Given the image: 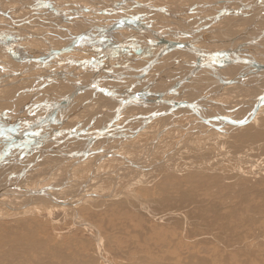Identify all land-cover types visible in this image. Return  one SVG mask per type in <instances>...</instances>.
I'll use <instances>...</instances> for the list:
<instances>
[{"label": "rangeland", "instance_id": "obj_1", "mask_svg": "<svg viewBox=\"0 0 264 264\" xmlns=\"http://www.w3.org/2000/svg\"><path fill=\"white\" fill-rule=\"evenodd\" d=\"M25 1H27V2H25ZM48 1H50L53 4V6L55 5L54 8L58 11V13H60L62 15V17L58 16L55 13V11H53V9L50 8L51 6L46 5V3H43L40 0H24V3H28L29 6H24L23 3L19 2V0L17 2H13V0L12 1L11 0L10 1L4 0L2 2L0 0V8H1V10H0V22L4 23V24L2 23L4 26L0 25V42H1V44H0V62L3 61L2 64L4 66L6 64L8 65V63H10L13 68H15L14 66H16V65L18 66L17 68H20L22 66L21 63L14 62V61H16L14 59V55H16V54L12 53L10 50H8V48H7L8 45L11 48L14 46V49H16L18 52L24 51L22 54L23 56L28 57L30 55L31 57H34V56L40 55L42 53H47L49 51V49L50 50L55 49L56 47H60L61 45L64 47L65 44L67 45L68 42L74 38V36H77L78 34L82 33L84 31V29L86 30L87 28L90 27V25H88L87 22H90V23L96 22V23H94L95 26L96 25H102L104 23L105 24L113 23L114 21L117 24V21L121 22L122 20L124 21V20L132 19L135 17V19L140 18L139 20L142 22L141 24H143L144 26H148L150 23L151 27H153L157 30H160V31L163 30L162 32H175L176 30H179L180 27H183V26L186 27V25H187V27H189V26L193 27L195 25L205 26V25L212 24L213 27L220 26V29L223 30L222 32L225 31L226 33L229 34V35L226 33L221 34L222 32L218 33V34H221V35H217V36H219L217 38L219 40L221 39L220 44L213 43L210 41L207 42V39L210 40V38H212L213 36H209V37L207 36L208 38L206 40L205 39L202 40L203 47L214 50L217 47H225L227 44H228L227 46L229 47L230 42L226 41L227 39L224 37L228 36V38H229V36H230V38H231V36H232L234 38V37L238 36L241 33V31L243 30V28L247 26V22H248V18H249L247 16H243L245 19L243 17L237 18V17H235L234 14H233L234 16L230 15V16L218 18L219 14L221 13V9L224 6V4L219 3V2L222 3V1H219L218 3L212 2V6L216 10V12H214L211 15H210V13L212 12V10H211V12H209L210 9L206 10V9H204V7L202 8L203 4H201V2H199V1L196 3V2H191V1H187V0H186L187 2H184L185 0H139V1H141V3L143 1L142 6H139L136 3L133 4V2L129 0L128 2H126V4L130 3L132 5V7L126 6L125 4H123V5H125L126 8H121L122 3H119V0H115V1L114 0H112V1L111 0H109V1L108 0H105V1L104 0H80L79 2H78V0H77V2H76V0H74V1L73 0L72 1L71 0H48ZM203 1H208V0H203ZM250 1L251 0H249L248 2H250ZM254 1L252 0L251 2H254ZM258 1L259 0H257V3H258ZM32 2L35 4H33ZM110 2H111V4H110ZM100 3H102V5ZM144 3H146V4H144ZM36 4H38V5H36ZM143 4L146 6H144ZM149 4H152V5H149ZM93 5H94V7L96 5V9H94ZM194 5L197 7L195 8ZM242 6L238 9H241L242 11L244 10L245 13L251 9V7L244 8ZM14 8H17L18 10L15 11ZM105 8H107V9H105ZM108 8H110V9H108ZM118 8H120V9H118ZM156 8H158V9L164 8L165 11L167 10L168 13L170 12L171 15H168L161 10H159V11H161V12H159L158 9L156 10ZM123 9L127 13L124 12ZM246 9H247V11H246ZM254 9H255L254 12L258 11V13L256 15H258L262 12L261 8H254ZM25 10H27V11H25ZM118 10L119 11L121 10L120 11L121 13ZM170 10H172V11H170ZM143 11L145 14L143 13ZM187 11H188V13L191 11L192 12H191V14L190 13L187 14V13H185ZM195 12L196 13L201 12V13L205 14L206 16H202V18L199 20V19H197V17H196L197 15ZM229 12H231V11H229ZM78 13H80V15ZM110 13L112 15L114 13L115 14H114V16H112ZM172 13H174L175 16ZM177 13H179V15L181 17L182 16L186 17L187 15L194 16V14H195V16H194L195 18L193 19V21H191V23H183L182 18H180V16L176 15ZM129 14H131V15H129ZM9 16L12 18L10 19ZM71 16H73V17H71ZM76 17H78V18H76ZM64 19L66 20V22L63 21ZM160 19H163V20H160ZM234 19H235V21H233ZM241 19H243L244 21L242 20L243 21L242 22ZM73 21H75V22H73ZM194 21H195V24L193 25L192 23H194ZM126 24L120 26L122 28L119 27L120 29H122V32L120 31V29H117V32H121V33H117V34H112V32H109V31H106L103 29L95 30L93 33L94 37H92V39L86 38L87 41H86V39L85 40L82 39V40H84L83 44L78 45L80 50L71 52V54H73V57H71L73 59V61H67V59L63 60V61L59 60V57L60 58H61V56L63 57V54H61L57 57L58 60L61 61V63L62 62L65 63V65L70 63L72 66H74V67L76 66L75 68H77V70L81 69V67L85 68L86 70H88V73H83V74L84 75L87 74L89 76V78H85V80L83 82L89 80L92 77V75H93L92 73L94 72V70H96V72H94V74L98 75L97 71L100 70L99 67L101 66V65H99V62L104 63V59H105V57L103 56L104 53H109L110 51L111 52L109 54H112V52L113 53L114 52L123 53V54L126 52H129V51L135 52V51H131V49L134 45L137 47V50H139V51L142 50V48H140L142 45L141 43L134 42L133 40H129V39L124 40L123 36H128V35L133 36L136 34V31H138L136 28V24L133 21H129V23L127 25ZM130 24L133 25V28L135 29V31H132L133 28H132V25H130ZM230 24H232V25H230ZM262 24H263V29H264V23H262ZM174 25H176V26H174ZM177 25H178V27H177ZM130 28H131V30H128V31H130V33H132L133 35L130 34L126 30V29H130ZM175 28H176V30H175ZM260 28L261 27H259V29ZM167 29H169V31ZM98 31L99 32L101 31V32L99 33ZM180 31L181 30L176 31V32H180ZM101 33H104V34L101 35ZM107 33H108V35H107ZM253 34L255 35V32ZM3 35L5 37H3ZM150 35H153V34H150ZM257 35H258V38L264 39V35L258 34V32L256 33V36ZM187 36H189V35L183 34V36H180L179 39H181V38L186 39ZM150 38H152V37H150ZM169 38L171 39L172 37H169ZM50 39H52V41H50ZM223 39L226 41L225 42L226 44L223 42ZM38 40H41V44H44V42H46V41H50L51 44L50 45L45 44V45H41V47H37L36 44L38 43ZM127 41H129V42H127ZM84 43H86V44H84ZM96 43H98V44H96ZM124 43H125V45H124ZM143 43H145V42H143ZM108 45H110V46L108 47ZM50 46H52V47H50ZM81 46L83 48H81ZM3 48H5V49H3ZM107 48L108 49L110 48V50H108ZM244 48L246 49V51H247V49H249L248 47H244ZM153 49H155V47H152V50L150 49L147 52H150V51L153 52ZM84 51H86V52H84ZM28 53H29V55H28ZM34 53H35V55H34ZM260 53L264 54V49L262 52H261V50H259V54ZM10 54H11V56H10ZM154 54H156V53H153L152 55H154ZM259 54L258 53H254V54L253 53L252 54L245 53V55H249L251 57H254L255 60H260L259 62L264 64V58L263 59L260 58ZM152 55L146 56L145 57L146 61L151 60L153 58ZM189 56H193V55L190 54ZM241 57L245 58V56H241ZM71 58H69L68 60H70ZM193 59H196V58H193ZM111 60H115V59H111ZM93 61H97V63H93ZM86 62H87V65H86ZM62 64H60L58 66L60 67ZM122 64L128 65L124 62ZM0 65H1V63H0ZM96 65H98V67ZM180 65L181 64H179V65L175 64L176 68L179 66V69L176 70L177 73H180L183 70V65H187V64L185 63V64H182L181 66ZM239 65L252 66L251 63H244V64H239ZM58 66L56 68H58ZM172 66H170L171 70L176 69ZM157 67L156 66L153 67V69L151 70L148 77L154 76L153 74L159 73V70H160L159 65ZM56 68H54V69L56 70ZM117 68L123 69V66H119ZM156 69H158V70H156ZM67 71L69 72V75H67V74H63V75L66 76L67 79H69V77H70V80H73V82H75V80L73 78L74 75L71 76L72 74L70 73L72 71V69L67 68ZM142 73L140 72L139 75H141ZM245 75L249 76L250 78L253 77L251 74H245ZM198 77L196 76V78H194L195 79L194 83L191 81H188V82H186V84H184V86H186V87H184V88L182 87V89H184V90L186 88H189V87H190L189 89H191V92H188L189 95L188 94L186 95V97H187L186 100L196 101L198 99L196 97H198V95H199V97H200L199 99L201 102L203 97H206V98H208V100L206 102H214L213 104L211 103L212 108H213V109L212 108L211 109L213 110V113H216V111H215V109H216L217 113L225 115V116L228 115L229 117L232 116L231 118L234 120H238L239 118H244L248 115V113H250V110L252 109L254 103L256 102V101H254L253 98H255L258 95V94H256L257 92H255L254 90L252 91V89H249L248 87L242 86L240 84L224 85L225 86L224 87L222 85V83L220 82L221 80L219 81V78L213 79L214 76L212 77L209 75H207V76L201 75L199 78ZM203 77L204 78L207 77V78L204 79ZM258 78H259L258 80L260 82L264 79L263 76L258 77ZM200 79H201V82H200ZM203 80H205L206 83ZM212 80H213V82H212ZM215 80H216V82H215ZM58 81L59 80H55V82L51 81V83L46 82L48 84L45 85L46 83L42 84L43 80H41V81L39 80L38 86L45 85L42 87L43 88L46 87V92L48 94L44 93V96L47 97V95H48L50 97V99H54L57 95H59V93L62 90L66 89L68 91L69 89H72L71 87L73 86V85H69L66 83L64 84V83H61ZM217 81H219V82H217ZM0 82H1V80H0ZM58 83H60V84H58ZM215 83H217V84H215ZM19 84H13L14 88L11 90L13 94H11L10 92H8L7 94H4V91L0 92V110L1 109L7 110L9 104L12 103L13 97L16 94L17 95L23 94L25 97L28 95L27 98H25V99L21 98L20 100H18V102H15L18 105L17 106L18 112L14 110L15 108H13L12 111L14 110V113L8 115V117H12V116L14 117L13 120L11 119V121H14V122L11 123V125H9L10 128L18 125L19 121L22 120L23 118L25 119V118L29 117L30 115H32L33 110H34L35 116H37L36 117L37 119H39V118L42 119V117L44 115H45L44 117H46L50 112V110L46 106L48 103L50 104L49 101L45 102V104H44L42 102L43 101L42 95H41V97L39 96L37 98L35 96L36 99L32 100V97L34 95L29 96L31 89H29L28 85L26 83H23V82L19 83ZM71 84H72V82H71ZM191 84H192V86H190ZM169 85L170 84L165 83V84H162V87H160L161 85L158 86L160 89L158 87H156V89L161 90L162 88H164V86L169 87ZM218 85H219V87H217ZM15 86H17V87H15ZM25 86H27V87H25ZM52 86L56 87L57 89L54 87L52 88ZM5 88H3V90ZM262 88H264V87H262ZM60 89H61V91H59ZM0 90H2V87H0ZM251 92L256 94V96ZM28 98H30V100ZM74 98H76V99H74ZM74 98H73V102L75 100V102H77L78 104H80V102H82V100H84V97L81 96L80 94L74 96ZM178 98H183V97L180 95V96H178ZM21 100H25V101H21ZM98 100L99 99H91V100L87 101L86 102L87 107L86 106L83 107L81 114L79 111L80 109H78L77 111H75L76 114L74 113V115L73 114L71 115L72 109L74 108V106H76L75 104H72L70 111H68L70 113V114L68 113V115H70V116H68L67 119L69 120L72 117H74V118L79 117V116L80 117L77 119V123H76L77 126L76 125L73 126L70 124L67 125V123L65 121L64 122L65 127H67V128L77 127L78 129H81V128L83 129L84 127H88V126H84V125H86V124L90 125V123L94 124L95 121L98 122L97 120H99L98 124H100L102 115L105 114L106 109L102 106L101 102H98ZM10 101H11V103H7ZM34 102H42V103L37 105ZM56 102H58L57 103L58 109H60L61 106L64 105V100L62 98H59V100H57ZM22 103H23V105H22ZM4 105L6 107H4ZM97 105H98V108H96ZM206 105H208V104H206ZM213 105L214 106L216 105V106L213 107ZM114 106H117V105H114ZM11 108L12 107L10 106V109ZM163 108H164V106H163ZM139 110L143 113L148 112V110H141V109H138L135 112L137 113V112H139ZM129 111H131V110H128V112ZM179 111H175V112H179ZM219 111H221V112H219ZM126 113L127 112H124L123 116H125ZM112 114L113 115H111V116L115 115V113H112ZM148 114H149V112H148ZM173 116H176V115L175 114H170L168 116L163 115V117H160L158 119H154L153 122L150 120L151 123L147 124V126H146L147 128H145L144 130L142 129L141 130L142 133H140L139 135H136V136L129 134V131H123L122 129L125 127V125H131L133 122L134 123L131 126L136 127L138 125H141L142 124L141 119H139V120L131 119L130 120V117H133V116H125L124 119H122L123 118L122 117L119 120H115L114 123H112V124L114 126H119L120 129L121 128L122 129L121 130L115 129V130L111 131L110 136H108L109 134H106L107 136H105L103 138V140H105V141H102L101 143H100V141H96L98 148H96L95 146L92 147V150L98 149L96 151V153L93 152L92 153L93 155L90 154V155H92L90 157H84L82 159L78 158V163L76 161L77 157H74V158L68 157L69 158L68 159L64 155H60V154L58 157L57 156L58 153L56 151H53V150H48L44 154H41V152L44 150H42V148H41L40 150L36 151L37 146L35 147V145H37V143L35 144L34 142H29L28 146L31 145L32 147H31V149H29L28 152H26V150L24 152L22 150H19L18 148L15 149L14 150L15 152L13 151V153H12L13 157H20L22 154H25V153L28 154V156L21 161H20V159H18V161H20V162L17 164L12 163V164H14L13 166H12V164H10V165L3 166L0 168V173H3L5 169L6 170L8 168L12 169V170H10V171H12V173L9 171V174L11 176L14 175L11 177L12 183L14 182V180H13L14 178L16 181L21 180V179L24 181L26 178H28V181L23 182V183H24V186L27 189H29L30 191L35 190V189L36 190L40 189L38 185L42 184V183L44 186H47V187H44L46 189L48 187H51V183H52V186L55 185L53 188V193H55L54 190H56V189L57 190H60V189L65 190V188H66V190H68V189L73 188V187L77 188V186H79V183H81V181H84L85 179H89L90 182L85 183L86 189H88V190H86V192L88 191V193H84V192L76 193L75 192L77 194L76 197L80 196V204L77 205V209H78L77 214L80 217L76 218V219H74L76 211L73 207H70L71 208V210H70L69 207L67 209H60V208L57 209V208H51V207L47 208L48 206L45 205L46 206L45 207L43 205V206H41V208H43L42 210L37 211V210H30V209L25 210L24 209V210H20L19 211L20 213H16V214H18V215H16L12 212H10V213L8 211L4 212V210H7L6 209L7 207H5L4 204H2L0 207V229H3V230H4V228L9 229V226H11L13 224L16 225V223L18 224V223L24 222L37 235L40 236L42 234L40 236L41 238H45L47 241H49L51 243L53 242L52 244H55V243H58L61 245L63 244L62 246H63V250H64L63 254L65 256V261L69 262L70 264H106L107 260H110L113 264H174V263L175 264H185L183 261L178 262L176 258L170 257L169 255L171 253L174 255H178V253H180V256L184 257L187 254L186 252L188 249L191 250L193 247H196V245L201 244V242L196 240L197 238H196V234H194V232H195L194 230L198 227L203 229L204 224H205V222L203 221L204 218L200 217V216H202V213L199 212L197 214H198V217H200L198 220L200 225L196 224L195 228H193L191 226L186 227L184 220L185 219H191L192 220V217H190V215H188V213H184V212H187L186 210L184 212L180 213L178 211V209L176 210V209H173L171 207L167 208L165 206H162L161 203H155V201L157 200V197L160 195L161 192H163L162 189L160 187H158V184L165 179H168V180L173 179L176 182H178V181L181 182L180 188H182V191L183 190L189 191L191 189V186L188 183L185 184L186 181H188V180L198 181L201 179L203 181V184L208 187L210 183L209 184H205V183L210 182L211 175H221L223 178L224 184L227 185V183L225 182V178H224L225 173L227 175H230V174H232L233 171L235 172V170H233V169L238 168L239 166H241V164H243V162H241L237 159V157H236L237 154H239V152H242V151L245 152L246 148H247V150H252V149H255V147L257 148V146L263 148V149H261V151H263V153L261 154L260 151L258 153L262 156L256 154V156L253 155V157L255 156L256 158H258V156H259V160L257 159V161L260 162V164L262 166H264V139H263L264 135H260V136L257 135V134H260L259 132H261V134H264V107L260 110L259 113L256 114L255 119H252V121H250L247 125L241 126V128H239L238 130H236L234 132L231 131V132H226V133L217 130L216 128H214L209 123L199 122L200 119L198 120L196 118L195 114H193V113H191V114L186 113V114H184V116H178V117H173ZM0 120H1L0 124H4V125L11 122V121H8V123H7V122H5L6 120L4 121V119H0ZM261 120H263V121L261 122ZM53 121L54 120H52L51 122H53ZM29 122L30 123H28V121H26L23 124L16 126V129H27V127L29 128L31 126L38 125V123H35L33 121H29ZM15 123H16V125H15ZM257 124H258V126H256ZM163 125H169V126H167L168 127L167 128L166 126H163ZM222 125H224V124H222ZM227 125L231 126V124H227ZM227 125H224V126H227ZM232 126H234V125H232ZM250 126H252V127H250ZM253 126H255V128H253ZM0 127H1V125H0ZM235 127H237V126H235ZM37 128H38V126L35 128V130ZM245 128L246 129L248 128L247 129L248 131ZM257 128H260L261 131H259L260 129L257 130ZM242 129L243 130L245 129V131H241ZM255 129H256V132H254ZM240 131L244 132V133L247 131V133H249V134L252 133V134H250V135L248 134L247 136L245 135L244 136L245 138H244L240 134H237ZM250 131H252V132H250ZM156 132L160 133L159 136H157L158 133L156 134ZM238 135H240V137H237ZM251 136L253 137L254 140L252 139ZM156 137H157V140H155ZM8 139L1 142L2 143L1 147H7L8 145H10V143H12V140L9 139L10 140L9 141ZM72 139H74V138H72ZM52 141H54V140H52ZM240 141L243 143H241ZM78 142L79 141L76 139H74L73 141L70 139V141H65L63 143H61V141L57 140V142L56 143L53 142V144H56L57 146L62 147L65 151H68L69 149L80 148V145L78 144ZM13 143H15V141ZM99 143H100V145H102V147H99ZM19 144H27V143L24 141L23 142L19 141ZM48 144L49 143L46 142V143H44L43 146H48ZM259 144H261V145H259ZM105 145H107V146H105ZM74 146L75 147L77 146V147L75 148ZM101 148L104 150H102ZM1 149H2V151L4 150L3 148H1ZM105 151L107 153H114L116 155L115 156H108V157H106L107 159L104 158L106 160V162L103 159L100 160V164H99L100 166H98V167H97V165L95 166L94 161H97L99 158L98 155H100L101 152L105 153ZM68 152H70V151H68ZM53 154H54V156H52ZM96 155H97V157H96ZM117 155H119V156H117ZM60 156H62L64 158H62ZM146 156H148V157H146ZM94 157H96L97 160ZM242 158H244V155ZM126 159H129L130 161L126 160ZM68 160L70 163L68 162ZM86 160H88V161L86 162ZM56 161H58V162H56ZM72 161L74 162V164ZM131 161L135 162V163L137 162L136 164H140V165L144 163L143 166L147 165V164H149V165H148V167L146 166L145 168H142L144 171L141 173L137 170L138 168L134 167L133 165L131 166ZM139 161L142 163H138ZM237 164H239V165H237ZM248 164L250 166L252 163L248 162ZM248 164L245 165V163H244L243 165L245 166V168H248L249 167ZM91 165L93 168L91 167ZM56 166H58V167H56ZM76 166L78 169L76 168ZM235 166H237V167H235ZM23 167H25V168H23ZM29 167H30V169H28ZM122 167H126L127 169L117 170L118 168H122ZM52 168H54V169H52ZM71 169H73V170H71ZM93 169H94V171H93ZM66 170L67 171L69 170L68 171L69 173ZM105 170H106V172H108V171L109 172L105 173ZM231 170H232V172H231ZM114 171L115 172L120 171V172H118V174L121 175V176L119 175L120 176L119 182L115 183V184L113 183V180H114L113 177H115V176H113V174H112ZM219 172H221L222 174H219ZM45 174H47V176H45ZM64 174H66V175H64ZM66 176H67V178H66ZM237 176L239 178L238 184H240L239 181L242 179V177L238 173H237ZM0 177H2V178H0V189H2L4 184L6 187V184L8 185L9 184L8 182H10V181L5 182L4 181L5 176L0 175ZM42 177H44V178H42ZM51 177H53V178H51ZM30 179H32V180L30 181ZM70 179H71V181H70ZM91 182H92V184H91ZM59 186H60V189L58 188ZM96 186L98 187V189H96L94 192H96L97 190L98 191L95 193V195L92 193L93 194V196H92V194L90 192L92 191L93 188H96ZM146 188L150 189L149 194L147 196H146V193H147ZM210 188H213V186L210 185ZM257 188L259 190H255V191H254V187L250 188L255 192V194L252 193L248 196V198L252 201L257 200V199H259L261 201L262 200L261 196H264V183L259 184V186ZM171 190L173 191L175 189H171ZM228 190L230 191V193L233 196H235V188L233 186V183ZM252 190H251V192H253ZM256 191H257V193H256ZM107 192L109 195H102L105 193L107 194ZM111 192H113V193H111ZM194 192H195L194 196L201 195V194H203V196H204L203 189L197 190V188H196L194 190ZM258 192H260V194ZM174 193H176V192H174ZM2 194H10L11 195L12 192L6 191ZM62 194H67V192H65V193L62 192ZM90 196H91V198L87 199ZM141 196L144 197L145 199L147 198V202H145V203L141 202L140 201ZM65 197H66V199H67V197L70 198V196L68 194ZM31 198L33 199V201H31V200L28 201V199H26L27 202H30L28 204H32L31 202H34L37 204H39V203L40 204H49L48 203L49 198L47 196L41 197L39 195V193L34 195ZM60 200H64V198H60ZM160 202H162V201H160ZM261 202L264 204V201H261ZM16 203L14 205H17V206H19L18 204H20L21 206L23 204H25V203L21 204L19 202H16ZM21 206H20V209H22L24 205L22 207ZM57 206L62 207V206H60V204H58ZM72 209H73L74 213L72 212ZM172 210H174V211H172ZM167 213H169V214H167ZM261 216L264 219V215H261ZM180 218H181V220H180ZM85 221H88L90 224H92L93 227L89 226V228H86L85 226H83L84 225L83 223ZM38 223H40V224H38ZM42 227H44V228L46 227V228L44 229ZM97 230H98L99 234H98ZM182 236L184 237V239ZM168 237H169L170 242L172 241L174 243L173 246H170V247L168 246V244H167V238ZM99 239L101 240L103 257H98L95 254L96 253L95 247H97ZM185 240H187V241H185ZM246 242L249 244V241H245V243ZM180 244H181V246L184 245L183 248L186 247L185 248L186 251H183V253L178 252V251H180ZM193 244H194V246H193ZM213 244H215V243H209V245H212L215 247L217 246L218 248H224L219 244H215V245H213ZM230 244H234V243L232 241H230L229 245ZM248 244H244L241 246L236 245V244H234V245L237 246L238 249L247 250V249H249ZM232 247H225V248L226 249L231 248L230 250H232ZM172 248H174V250ZM175 251L178 253H176ZM0 253L3 254V256L0 257V264H31L30 262H32V261L37 262L36 261L37 259L35 257L28 255V254H25V253L18 254V256H19L18 259H20L19 261H14L13 257H11L10 255H4L3 250H0ZM163 254H165V255H163ZM105 259H107V260H105ZM257 259H259V258H257ZM260 259H264V256H261ZM71 260H72V262H71ZM62 261H64V259Z\"/></svg>", "mask_w": 264, "mask_h": 264}, {"label": "bare ground", "instance_id": "obj_2", "mask_svg": "<svg viewBox=\"0 0 264 264\" xmlns=\"http://www.w3.org/2000/svg\"><path fill=\"white\" fill-rule=\"evenodd\" d=\"M2 2L4 0H1ZM5 1H8V0H5ZM10 1V0H9ZM12 1V0H11ZM18 0H13V2H17ZM42 1L43 3H46V5L48 6H51L50 8L53 9V11H55V13L62 17V15L60 13H58V11L54 8L53 4L48 1V0H40ZM72 1V0H71ZM74 1V0H73ZM80 0H78L79 2ZM105 1V0H104ZM109 1V0H108ZM112 1V0H111ZM115 1V0H114ZM124 1V2H123ZM129 0H119V3H122L121 4V8H126V6H131L132 5L130 3H127ZM134 3H136L137 5L139 6H142V3L141 1L139 0H130ZM187 1H191V2H201V4H204L203 0H187ZM186 0L184 2H187ZM219 1H222L219 2ZM237 1H239L242 5H245L246 7H251V9L249 11H247L246 9V13L245 11L241 10V9H238L240 8L242 5L240 3H238ZM249 1V0H248ZM247 0H217L216 2L220 3V4H224L223 6V10L221 9V13L223 12H229V11H233V12H237L235 13V17L237 18H242L243 16H247L249 17L248 18V22H247V26L243 28V30L241 31V33L236 36V37H232L233 39H236L234 44L238 45V44H243L244 47H247V46H253L254 48H250L247 49V51H245L246 53H249V54H254V53H258L259 54V50L260 49H264V44H261V42H257V39H255L256 37V33L258 32V34H262L264 35V29H263V24L264 23V0H259L258 3H257V0H253L254 2H248ZM19 2L23 3L24 6H29L28 3H24V0H19ZM27 2V1H25ZM77 2V0H76ZM83 2V1H82ZM81 2V3H82ZM89 2V1H88ZM91 2V1H90ZM207 2H210V0H208ZM215 2V3H216ZM7 3V2H6ZM33 3V2H32ZM55 3V2H54ZM148 3V2H147ZM35 4V3H33ZM41 4V3H40ZM86 4V3H85ZM102 5V3H100ZM104 4V3H103ZM111 4V2H110ZM125 4V5H123ZM6 5V4H5ZM38 5V4H36ZM42 5V4H41ZM64 5V4H63ZM99 5V4H98ZM149 5H152V4H149ZM154 5V4H153ZM156 5V4H155ZM160 5V4H159ZM196 5V4H195ZM194 7L196 8L197 6ZM204 5H210L209 3L208 4H204ZM202 6V8L204 7V9L208 10L210 9L209 12H212L210 13L213 14L214 12H216V10L213 8V6L207 8L205 6ZM250 5V6H248ZM43 6V5H42ZM57 6V5H56ZM66 6V5H65ZM107 6V5H106ZM118 6V5H117ZM186 6V5H185ZM39 7V6H38ZM41 7V6H40ZM46 7V6H45ZM58 7V6H57ZM60 7V6H59ZM62 7V6H61ZM94 7V5H93ZM119 7V6H118ZM149 7V6H148ZM190 7V6H189ZM243 7V6H242ZM9 8V7H8ZM11 8V7H10ZM101 8V7H100ZM147 8V7H146ZM154 8V7H153ZM159 8V7H158ZM156 8V10L158 9ZM212 8V9H211ZM220 8V7H219ZM222 8V7H221ZM254 8H261V13L256 15L258 13L257 12H254L255 9ZM15 11H17L18 9L17 8H14ZM34 9V8H33ZM94 9H96V5L94 7ZM102 9V8H101ZM107 9V8H105ZM110 9V8H108ZM113 9V8H112ZM120 9V8H118ZM141 9V8H140ZM149 9V8H148ZM162 9V8H161ZM164 9V8H163ZM191 9V8H190ZM194 9V8H193ZM253 9V10H252ZM1 10V8H0ZM11 10V9H10ZM20 10V9H19ZM29 10V9H28ZM50 10V9H49ZM72 10V9H71ZM117 10V9H116ZM129 10V9H128ZM165 10V9H164ZM196 10V9H195ZM5 11V10H4ZM14 11V10H13ZM27 11V10H25ZM61 11V10H60ZM73 11V10H72ZM78 11V10H77ZM97 11V10H96ZM119 11V10H118ZM121 11V10H120ZM119 11V12H120ZM124 12H126L124 9H123ZM159 11V9H158ZM172 11V10H170ZM7 12V11H6ZM24 12V11H23ZM22 12V13H23ZM30 12V11H29ZM28 12V13H29ZM80 12V11H79ZM87 12V11H86ZM95 12V11H94ZM100 12V11H99ZM102 12V11H101ZM141 12V11H140ZM139 12V13H140ZM161 12V11H159ZM166 12H168L166 10ZM192 12V11H191ZM191 12H189L191 14ZM197 12V11H196ZM195 12V13H196ZM74 13V12H73ZM77 13V12H76ZM121 13V12H120ZM123 13V12H122ZM127 13V12H126ZM135 13V12H134ZM144 13V11H143ZM165 13V12H164ZM170 13V12H169ZM187 14V12H185ZM80 15V13H78ZM102 14V13H101ZM108 14V13H107ZM111 14V13H110ZM115 14V13H114ZM114 14L112 16H114ZM119 14V13H118ZM145 14V13H144ZM174 15V13H172ZM184 14V13H183ZM193 14V13H192ZM10 15V14H9ZM68 15V14H67ZM84 15V14H83ZM104 15V14H103ZM106 15V14H105ZM110 15V16H111ZM128 15V14H127ZM131 15V14H129ZM177 16H180L179 13L176 14ZM196 17L197 19H201L202 16H206L205 14L201 13V12H198L196 13ZM209 15V14H208ZM215 15V14H214ZM233 15V14H232ZM233 15V16H234ZM11 16V15H10ZM9 16V17H10ZM14 16V15H13ZM18 16V15H17ZM20 16V15H19ZM57 16V17H58ZM126 16V15H125ZM124 16V17H125ZM146 16V15H145ZM175 16V15H174ZM195 16V14H194ZM194 16H190V15H187L186 17L184 16H180V18H182V21L183 23H191V21H193V19L195 18ZM8 17V16H7ZM56 17V18H57ZM73 17V16H71ZM75 17V16H74ZM82 17V16H81ZM90 17V16H89ZM109 17V16H108ZM144 17V16H143ZM172 17V16H171ZM184 17V18H183ZM234 17V18H235ZM12 17H10L11 19ZM78 18V17H76ZM137 18V17H136ZM218 18H221V16L219 15ZM244 18V17H243ZM29 19V18H28ZM75 19V18H74ZM87 19V18H86ZM85 19V20H86ZM95 19V18H94ZM104 19V18H103ZM111 19V18H110ZM126 19V18H125ZM140 18L138 19H135L132 18V19H128V20H122L121 22L117 21V24L116 22L114 21L113 23H109V24H102V25H96L94 23H90V22H87L88 25H90L89 28H87L86 30L84 29V31L80 34H78L77 36H74V38L72 40H70L68 42V44L63 47L60 46V47H56L55 49H49V51L47 53H42L40 55H37V56H40L41 60H46L49 59L50 56L54 55V57H52L50 59V61H47V63L45 62L43 64V70H38V71H34L32 68L31 69H26L23 71L22 67L20 68H17L18 66H14L15 68L12 67V65L10 63H8V65L6 64L5 66L1 63L0 65V87H2V90H0V92H3L4 91V94H7L8 92H10L11 94L12 93V89L14 88V85L13 84H19V83H26L29 87V89H31L30 93H29V96L30 95H34L32 97V100H35L37 97H43V103L45 104V102L49 101L50 104L48 103L46 106L47 108L50 110L52 109H56L57 110L55 111L57 113V115L55 114V116H53V113L48 117L49 120L47 122V125L45 128H51L52 126H54V123H55V119L58 118L59 116V113H58V105L56 102L57 100H59V98H62L64 100V106H71L72 104H75L76 106H74V108L72 109L71 111V115L75 113V111H77L78 109H80V114L82 113V109L83 107L86 106V102L91 100V99H96V98H101V100L104 102V105L103 107H107L109 109H111V112H109L108 115H105L103 114L102 115V118H101V123L102 121L106 118H108L109 116L113 115L112 113H115V109H116V106L114 105H117V103L109 98H106V97H98L96 93L92 92L91 90H88V91H84L82 93H79L81 96L84 97V100H82V102H80V104H78L77 102H73V98L75 95H73L71 98H72V104L68 102V97H70L72 94H73V91H74V87L72 86L71 88L72 89H69L68 91L65 89V90H62L61 89L59 91H61L59 93V95H57L54 99H50V97L47 95L44 96V93L48 94L46 92V87L43 88L42 86H45L47 85L48 83L46 82H50L53 81L55 82V80H59L58 82H61V83H66V84H69V85H72L71 82L73 83V80H70V77L69 79H67V81L63 80L66 79V77L63 75V74H67L69 75V72L67 71V68L69 69H72V71L70 72L73 76L74 75V80L75 82H83L85 80V78H89V76L87 74H83V73H88V70H86L85 68L81 67V69L77 70V68H75L74 66H72L70 63L65 65V63H61V61L63 60H66L67 61H73V59L71 57H73V54H71V52H74V51H77V50H80L78 45H81L83 44V41L87 38H91L94 37V31L95 30H100V29H103V30H106V31H109V32H112V34H117V33H121L122 32V25L124 24H128L129 21H133V20H138L139 23H142L140 20ZM175 19V18H174ZM189 19V20H188ZM196 19V20H197ZM215 19V18H214ZM245 19V18H244ZM58 20V19H57ZM62 20V19H61ZM107 20V19H106ZM109 20V19H108ZM160 20H163V19H160ZM243 19H241L242 21ZM28 21V20H27ZM63 21L66 22V20L64 19ZM71 21V20H70ZM198 21V20H197ZM218 21V20H217ZM235 21V19L233 20ZM244 21V20H243ZM242 21V22H243ZM247 21V20H246ZM14 22V21H13ZM75 22V21H73ZM79 22V21H78ZM102 22V21H101ZM134 22V21H133ZM161 22V21H160ZM163 22V21H162ZM216 22V21H215ZM237 22V21H236ZM3 22H0V25L4 26L2 24ZM15 23V22H14ZM13 23V24H14ZM69 23V22H68ZM99 23V22H98ZM149 23V22H148ZM197 23V22H196ZM51 24V23H50ZM126 24V25H127ZM133 24V23H132ZM130 24V25H132ZM178 24V23H177ZM193 25L195 24V21L194 23H192ZM203 24V23H202ZM214 24V23H213ZM17 25V24H16ZM27 25V24H26ZM78 25V24H77ZM143 25V24H142ZM146 25V24H145ZM232 25V24H230ZM144 26V25H143ZM150 23H149V25ZM176 26V25H174ZM180 26V25H179ZM244 26V25H243ZM120 27V28H119ZM178 27V25H177ZM259 27H261L259 29ZM128 28V27H127ZM132 28H133V25H132ZM136 28L138 31H136V34L133 35L132 33H130V31L128 30H131L130 29H126L130 34H132L133 36H123L124 40H133L134 42H138V43H141V47L142 50L139 51L137 50V47L134 45L131 49V51H135V52H126V53H117V52H112V54H109V53H104L103 56L105 57L104 59V63L103 62H99V65H101L99 68L100 70L97 71L98 75L97 74H94V72H96V70H94V72L92 73V77H93V80L95 82H100L101 86L105 85L107 88H109L110 90H116V91H122V90H126L128 89L132 84L136 83L137 79H136V76H139V73L143 72V69H141L146 63V59L145 57L148 55H152L153 53H158L155 52L156 51V47L155 49H153V52H147L148 50H152V47H147L149 44H150V37L153 36V35H150L151 33H144L145 31L142 30V31H139V28L140 26L136 25ZM160 28V27H159ZM167 28V27H166ZM172 28V27H171ZM23 29V28H22ZM79 29V28H78ZM117 29H120L121 32H117ZM134 29V28H133ZM132 31H135V29ZM179 29V28H178ZM225 29V28H224ZM125 30V29H124ZM125 30V31H126ZM162 30V29H161ZM169 31V29H167ZM176 30V28H175ZM174 30V31H175ZM181 31L183 32H186L185 34H188L189 36L186 37V39H179L180 36H183V34H180V35H171L170 37H172L171 39L173 41H192L191 43L201 47V48H205L203 47V42L202 40H206L209 36H213L212 38L207 39V42L210 41V42H213V43H218L220 44V40L217 38L219 36L217 35H221V34H224L226 33L225 31L222 32L223 30L220 29V26H216V27H213L212 24H209V25H205V27L203 28V26H198V25H195L193 27H186L183 26V27H180ZM179 30H176V31H179ZM220 30V31H219ZM163 31V30H162ZM172 31V30H171ZM175 31V32H176ZM219 31V32H218ZM99 32V31H98ZM101 32V31H100ZM222 32L221 34H218ZM255 32V35L253 34ZM97 33V32H96ZM125 33V32H124ZM127 33V32H126ZM164 33H167V32H164ZM230 33V32H229ZM59 34V33H58ZM71 34V33H70ZM110 34V33H109ZM198 34H201V39H196V40H192V38L194 37V35H198ZM228 34V33H226ZM225 34V35H226ZM248 34V35H247ZM6 35V34H5ZM18 35V34H17ZM102 35V34H101ZM106 35V34H105ZM108 35V33H107ZM224 35V36H225ZM229 35V34H228ZM7 36V35H6ZM26 36V35H25ZM31 36V35H30ZM100 36V35H99ZM191 36V37H190ZM208 36V37H207ZM3 37H5L3 35ZM8 37V36H7ZM41 37V36H40ZM66 37V36H65ZM73 37V36H72ZM96 37V36H95ZM110 37V36H109ZM113 37V36H112ZM185 37V36H184ZM222 37V36H221ZM220 37V38H221ZM255 37V38H254ZM226 39H228V36L227 37H224ZM230 38V36H229ZM2 39V38H1ZM84 39V40H82ZM86 39V41H87ZM97 39V38H96ZM99 39V38H98ZM109 39V38H108ZM254 39V40H252ZM104 40V39H103ZM122 40V39H121ZM50 41H52V39H50ZM50 41H46L44 42V44H41V40H38V43L36 44L37 47H41V45H50L51 42ZM102 41V40H101ZM106 41V40H105ZM7 42V41H6ZM37 42V41H36ZM107 42V41H106ZM112 42V41H111ZM129 42V41H127ZM145 42V43H143ZM223 42L225 43L226 41L223 39ZM8 43V42H7ZM75 43V44H74ZM90 43V42H89ZM113 43V42H112ZM122 43V42H121ZM1 44V42H0ZM73 44V45H72ZM86 44V43H84ZM98 44V43H96ZM107 44V43H106ZM128 44V43H127ZM135 44V43H134ZM211 44V43H210ZM226 44V43H225ZM224 44V45H225ZM59 45V44H58ZM71 45L73 47H71ZM76 45V46H75ZM90 45V44H89ZM95 45V44H94ZM93 45V46H94ZM125 45V43H124ZM213 45V44H212ZM228 45V44H227ZM226 45V46H227ZM7 46V45H6ZM110 45H108L109 47ZM114 46V45H113ZM112 46V47H113ZM160 46H163V45H160ZM159 46V47H160ZM207 46V45H206ZM219 46V45H218ZM225 46V47H226ZM52 47V46H50ZM119 47V46H118ZM129 47V46H128ZM210 47V46H209ZM228 47V46H227ZM8 50H10L12 53H15L16 55H14V59L17 61V60H20V59H23L25 58L22 54L24 51H20L18 52L16 49H14V46L11 48L9 45L7 46ZM81 48H83L81 46ZM88 48V47H87ZM105 48V47H104ZM115 48V47H114ZM212 48V47H211ZM257 48V49H256ZM5 49V48H3ZM24 49V48H23ZM85 49V48H84ZM95 49V48H94ZM99 49V48H98ZM108 49V48H107ZM120 49V48H119ZM128 49V48H127ZM205 49H208V48H205ZM110 50V48L108 49ZM147 50V51H146ZM28 51V50H27ZM45 51V50H44ZM126 51V50H125ZM124 51V52H125ZM46 52V51H45ZM80 52V51H79ZM86 52V51H84ZM176 52V53H175ZM61 55L63 54V57L61 56V58L59 57V61L58 60V56L59 55H56L58 54ZM65 53V54H64ZM31 54V53H30ZM190 54H192L193 56H189ZM261 54V53H260ZM29 55V53H28ZM35 55V53H34ZM44 55H47L46 58H44L43 56ZM155 55V54H154ZM154 55H152V57H154ZM225 54H219L217 57H221V59L223 60L225 56H223ZM11 56V54H10ZM37 56H34V57H37ZM254 56V55H253ZM256 56V55H255ZM28 57H31L30 55ZM100 57V56H99ZM202 57V54H199V51H196V50H191V51H181L179 49H175L173 51H171L170 53L164 55L161 59H160V64L159 65V73L157 74H153L154 76H149L148 79H151V78H154V81H156V83L152 86H160L162 87V84H165V83H168L170 84L169 87H166L164 86V88H162L161 90H158V91H165L167 89H169L170 87H172L173 85H176L179 83V81L185 77V76H188L189 73L191 72V69L193 67L194 64H196L199 59ZM257 57V56H256ZM255 57V58H256ZM12 58V57H11ZM57 58V59H56ZM69 58H71L70 60H68ZM116 58H119L118 61ZM193 58H196V59H193ZM228 58V56L226 57ZM243 58V57H242ZM254 58V57H253ZM258 58V57H257ZM260 58H262L260 56ZM111 59H115V60H111ZM217 60H219V58H215ZM229 59V58H228ZM263 59V58H262ZM78 60V59H77ZM85 60V59H84ZM98 60V59H97ZM226 60V59H225ZM256 61H260V60H256ZM76 62V61H75ZM126 63L128 65H125V64H122V63ZM193 62V63H192ZM263 62V61H262ZM93 63H97V61H93ZM187 64V65H183V70L180 72V73H177V69H179V66L176 68L175 64L179 65V64ZM62 64L60 67L58 65ZM82 64V63H81ZM242 64V63H240ZM14 65V64H13ZM86 65H87V62H86ZM157 65V66H158ZM173 65V66H172ZM180 65V66H181ZM58 66V68H56ZM98 67V65H96ZM119 66H123V69H118L117 67ZM156 66V67H157ZM170 66L176 68L174 70H171ZM85 67V66H84ZM155 67V66H154ZM234 67V68H233ZM231 68H227L225 69L223 72L219 73V74H213L211 73L210 70L208 69H205L203 71H200V73H198L196 76L200 77L201 75H209V76H214L213 79H217L219 78V81L221 80L220 78L223 76V77H235L236 76V79L238 80H241L242 78H245L242 83H244L242 86H245V87H248L249 89H252V91L254 90L255 92H257L256 94H261L264 90V79L260 82L258 79V77H261L263 76L264 77V72H261L258 70V72L254 71L252 72L250 69H252L253 66H244V65H237V66H233ZM24 68V67H23ZM56 68V70L54 69ZM79 68V67H78ZM106 68V69H104ZM158 68V67H157ZM118 69V70H117ZM155 69V68H154ZM158 70V69H156ZM61 71H63V73H60ZM85 71V72H84ZM120 71H124V72H120ZM117 72H119L120 74L124 73L125 76H122L120 74H117ZM139 72V73H138ZM260 74H256V73H259ZM155 73V72H154ZM172 74H174L175 76H171ZM243 74H251L253 77L252 78H248V77H242ZM157 77H156V76ZM112 76H115L116 78L114 79V77ZM196 76L194 77H190L188 79V81H191V82H195V79ZM198 77V78H199ZM204 78V77H203ZM207 78V77H205ZM204 78V79H205ZM210 78V77H209ZM261 79V78H260ZM39 80H43L42 84H45V85H40L38 86L39 84ZM128 81V82H125V81ZM152 80V79H151ZM208 80V79H207ZM88 81V80H87ZM187 81V82H188ZM198 81V80H197ZM205 81V80H203ZM217 81V82H219ZM86 82V81H85ZM200 82H201V79H200ZM208 82V81H207ZM213 82V80H212ZM216 82V80H215ZM222 83V85L224 86V83L222 81H220ZM41 83V82H40ZM206 83V81H205ZM210 83V82H209ZM60 84V83H58ZM190 84V83H189ZM217 84V83H215ZM214 84V85H215ZM20 85V84H19ZM117 85V87L115 86ZM146 83H142L141 85L140 84H136L135 87L137 86H145ZM213 85V86H214ZM221 85V84H220ZM57 86V85H56ZM110 86H113L110 88ZM189 86V85H188ZM192 86V84L190 85ZM194 86V85H193ZM237 86V85H236ZM239 86V85H238ZM6 87V88H5ZM17 87V86H15ZM20 87V86H19ZM27 87V86H25ZM49 87V86H48ZM51 87V86H50ZM54 86H52L53 88ZM134 87V88H135ZM186 87V86H183V88ZM197 87V86H196ZM219 87V85L217 86ZM222 87V86H221ZM225 87V86H224ZM3 88H5L3 90ZM56 88V87H54ZM68 88V87H67ZM156 88V87H155ZM159 88V87H158ZM190 88V87H189ZM189 88H186L185 90H183L180 95L183 97L182 99H187L186 95L189 93L188 92H191V89ZM215 88V87H214ZM247 88V89H248ZM49 89V88H48ZM57 89V88H56ZM55 89V90H56ZM160 89V88H159ZM198 89V88H197ZM139 89L135 88V91H137ZM182 90V88H181ZM199 90V89H198ZM23 91V90H22ZM67 91V92H66ZM260 91V92H259ZM55 92V91H54ZM20 93V92H19ZM58 93V92H57ZM250 93V92H249ZM253 93V92H251ZM254 94V93H253ZM256 94H254L256 96ZM15 95V94H14ZM102 95L104 96V94L102 93ZM178 95V96H180ZM257 95V96H258ZM28 96V95H27ZM27 96L25 97L23 94H16L14 97H13V101L11 103L10 102H7V103H11L9 104L8 106V109H10V106L12 107L11 109L15 108L14 110L17 111L18 110V105L15 103V102H18V100H20L21 98L25 99L27 98ZM36 96V98H35ZM178 96H175V98L177 99H181V98H178ZM204 96V95H203ZM256 96V97H257ZM199 97V95H198ZM196 97V98H198ZM89 98V99H88ZM189 98V97H188ZM30 100V98H28ZM76 99V98H74ZM27 100V99H26ZM208 100V98L206 97H203L201 103H204L205 105L208 104V105H204L206 107V113L208 114H215L213 113V108H212V105L211 103L213 104L214 102H206ZM211 100V99H210ZM21 101H25V100H21ZM39 101V100H38ZM241 101V100H240ZM42 102H34L36 103L37 105L42 103ZM238 102V101H237ZM200 105H203L201 104ZM35 104V105H36ZM216 104V103H215ZM249 104V103H248ZM256 104V103H254ZM23 105V103H22ZM21 105V106H22ZM42 106V105H41ZM61 106V105H60ZM113 106V107H112ZM211 106V107H210ZM216 106V105H215ZM213 105V107H215ZM218 106V105H217ZM4 107H6L4 105ZM87 107V106H86ZM264 107V104L260 107V109L258 110V113L260 112V110ZM29 108V107H28ZM98 108V105L97 107ZM169 106L168 105H165L164 108L161 107L160 110L164 111L166 109H168ZM212 108V109H211ZM217 108V107H216ZM233 108V107H232ZM248 108V107H247ZM7 109V110H8ZM215 109V108H214ZM13 110V111H14ZM20 110V109H19ZM131 111L127 112L125 114V116H133L135 117V115H137L138 113H143L139 110V112H135L137 109L133 110V109H130ZM151 110V111H150ZM148 110L149 113H151L152 111H154V109H150ZM211 110V111H210ZM216 110V109H215ZM220 110V109H219ZM36 111V110H35ZM176 111H179V110H176ZM18 112V111H17ZM27 112V111H26ZM85 112V111H84ZM147 112V113H148ZM221 112V111H219ZM46 113V112H45ZM188 114V113H193L191 110H187V111H184L183 110H180L179 112H173V114H175L176 116H184V114ZM217 113V111H216ZM70 114V113H69ZM76 114V113H75ZM194 114V113H193ZM227 114V113H226ZM9 113L4 115L3 117H1V119H4L5 122L8 123V121H11V119L13 120V116L12 117H8ZM15 115V114H14ZM29 115V114H28ZM38 115V114H37ZM85 115V114H84ZM91 115V114H90ZM170 115V114H168ZM166 115V116H168ZM45 116V115H44ZM43 116V117H44ZM48 116V115H47ZM70 116L67 114V117ZM125 116H122L121 118L124 119ZM228 116V115H227ZM37 116H35L34 114V110L32 111V115H30L29 117L27 118H23L22 120L19 121V124H23L24 122L28 121V123H30L29 121H33L35 123H39V120H42V119H37L36 118ZM41 117V116H40ZM42 117V118H43ZM65 119L67 125L70 124V125H76L77 123V119L80 117H72L71 119ZM232 117V116H231ZM247 117V116H246ZM244 117V118H246ZM95 118V117H94ZM120 118V119H121ZM237 118V117H236ZM242 118H239L238 120H241ZM255 119V117H254ZM257 119V118H256ZM52 120H54L53 122H51ZM119 120V119H118ZM147 119H145L143 121L142 119V124L141 125H138L136 127L134 126H131L133 125V123L131 125H125V127L122 129L123 131H129V134H132V135H139L140 133H142V129L144 130L145 128H147V124H150L151 121L153 122V120L151 121H146ZM64 121V122H65ZM202 121V120H201ZM263 120H261L262 122ZM51 122V123H50ZM79 122V121H78ZM119 122V121H118ZM124 122V121H123ZM17 123V122H16ZM15 123V124H16ZM27 123V124H28ZM32 123V122H31ZM81 123V122H80ZM100 123V124H101ZM114 123V122H113ZM92 124V123H90ZM166 124V123H165ZM209 124H211L214 128H216L217 130L219 131H222V132H234L236 130H238L239 128L241 127H235V126H230V125H227L229 123H225L223 121H219V120H213L211 119ZM227 125V126H224V125ZM16 125V126H18ZM32 125V124H31ZM34 125V124H33ZM222 125V126H221ZM16 126L12 127V128H16ZM77 126V125H76ZM80 126V125H79ZM100 126H105L104 122L102 123V125ZM145 126V127H143ZM151 126V125H150ZM163 126H169V125H163ZM183 126V125H182ZM258 126V124L256 125ZM22 127V126H21ZM25 127V126H24ZM23 127V128H24ZM165 127V128H166ZM252 127V126H250ZM262 127V126H261ZM19 128V127H18ZM28 128V127H27ZM72 128H75V127H72ZM85 128V127H84ZM83 128V129H84ZM112 129H120L119 126H114L112 124L111 126ZM168 128V127H167ZM253 128H255V126H253ZM38 129V128H37ZM36 129V130H37ZM77 130H81V129H78L76 127ZM120 129V130H121ZM164 129V128H163ZM162 129V130H163ZM246 129V128H245ZM245 129L241 130V131H245ZM248 129V128H247ZM246 129V130H247ZM251 129V128H250ZM260 129V128H257V130ZM165 130V129H164ZM141 131V132H140ZM239 132L237 134H240L242 137H244L245 135L247 136L249 133H247V131L244 133V132ZM253 131V130H252ZM250 131V132H252ZM261 131V129L259 130ZM119 132V131H118ZM122 132V131H121ZM256 132V129L255 131ZM110 132H108L107 134H110ZM158 133V134H157ZM260 134H257V135H264V134H261V132H259ZM119 134V133H118ZM125 134V133H124ZM157 136H159V132H156ZM252 134V133H250ZM249 134V135H250ZM1 135L3 136L4 135V131L1 130V127H0V140H1ZM127 135V134H126ZM125 135V136H126ZM236 135V134H235ZM240 135H238L237 137H240ZM89 137H82L80 139H83L84 140H80V139H76L78 140V144L80 145V148H78L75 153H80L81 152H86L88 148H86V143L88 140H90V136L88 134ZM107 136V135H105ZM104 136V137H105ZM120 136V135H119ZM234 136V135H233ZM253 136V135H252ZM251 136V137H252ZM258 136V137H259ZM112 137V136H111ZM128 137V136H127ZM256 137V136H255ZM257 137V138H258ZM262 137V136H261ZM115 138V137H114ZM233 138V137H232ZM245 138V137H244ZM250 138V137H249ZM110 139V138H109ZM237 139V138H236ZM253 139V137H252ZM264 139V137H263ZM9 140V139H8ZM49 140H54L53 137H49L47 141ZM72 141L74 139H71ZM157 140V137L156 139ZM249 140V139H248ZM254 140V139H253ZM60 141V140H59ZM246 141V140H245ZM2 141H0V154L2 153V149H5V147H1V143ZM7 142V141H6ZM23 142V141H22ZM57 142V141H56ZM55 142V143H56ZM241 142V141H240ZM35 143V142H34ZM70 143V142H69ZM243 143V142H241ZM249 143V142H248ZM36 144V143H35ZM58 144V143H57ZM131 144V143H130ZM250 144V143H249ZM22 145V144H21ZM25 145V144H23ZM29 145V144H28ZM97 145V142L95 144H93L92 146H90V151L88 152L87 156L85 157H90L92 156L93 152L96 153V150H92V147L93 146H96ZM132 145V144H131ZM261 145V144H259ZM37 145H35L36 147ZM69 146V145H68ZM73 146V145H72ZM107 146V145H105ZM115 146V145H114ZM215 146V145H214ZM252 146V145H251ZM263 146V145H262ZM29 149H31V145L28 146ZM75 147V146H74ZM77 147V146H76ZM75 147V148H76ZM100 147V146H99ZM249 147V146H248ZM73 148V147H72ZM116 148V147H115ZM29 149H25L26 152L29 151ZM102 149V148H101ZM261 147H258L257 148L255 147V149H252V150H247V148L245 149L246 151H242V152H239V154H237V159L241 162H243V164L245 163V165L248 164V162L252 163L250 166L248 164V168H245V166L243 164H241V166H239L238 168H235L237 166H235L233 170H235V172L231 170L232 174L230 175H227L225 173L224 175V178H225V182L227 183L224 184L223 182V178L221 175H211V179H210V182H207L205 184H209V186H205L203 184V181L200 179L198 181H194V180H188L186 181L185 184H189L191 186V189L189 191H186V190H183L182 191V188H180V185H181V182L178 181H174L173 179H165L163 181H161L159 184H158V187H160L162 189L163 192L160 193V195L157 197V200L155 201V203H161L162 206H165L167 208L171 207L173 209H178V211L180 213L184 212L185 210L187 212H184V213H188V215H190V217H192V220L191 219H185V226L186 227H193L195 228V225L196 224H199L200 223L198 222L199 218L202 217L204 218L203 221L205 222L204 224V227L203 229H201L200 227L196 228L194 231V234H196V240H198L199 242H201L200 245H196V247H193L191 250L188 249L187 250V254L184 256V257H181L180 256V253L178 252H182L183 251H186V247L183 248V246H181L180 244V251L176 252L178 253V255H174V254H170L169 256L170 257H174L177 259L178 262H184L185 264H264V259H260L261 256H264V219L262 218L261 215H264V204L261 202V201H264V196H261L262 200L260 201L259 199L257 200H250L248 198V196L250 194H255V190H259L257 187L259 186V184L261 183H264V166H262L260 164V162L257 161V159L259 160V156L258 158H256V154L257 155H260L258 154L259 151L260 153L262 154L263 151H261ZM42 151L41 154H44L46 151L48 150H53V151H56L58 153V157H59V154L60 155H64V152H68V151H65L62 147L60 146H57L56 144H50L48 146H43L42 147ZM100 150V149H99ZM104 150V149H102ZM115 150V149H114ZM113 150V151H114ZM31 151V150H30ZM107 151V150H106ZM105 151V153H100L99 158L98 160L96 159V157H94L97 161H94L95 163V166L97 165L100 166V160H104L106 162L105 159H107L106 157L108 156H115L116 154L114 153H107ZM15 152V151H14ZM112 152V151H111ZM243 153V154H242ZM92 154V155H90ZM224 154V153H223ZM236 154V153H235ZM50 155V154H49ZM56 155V154H55ZM244 155V158H242ZM253 155H255L253 157ZM41 156V155H40ZM45 156V155H44ZM54 156V154L52 155ZM119 156V155H117ZM262 156V155H260ZM62 157V156H60ZM67 157V156H65ZM148 157V156H146ZM64 158V157H62ZM61 158V159H62ZM68 158V157H67ZM70 158V157H69ZM68 158V159H69ZM71 158H74V157H71ZM78 158L77 157V161H78ZM105 158V159H104ZM123 158V157H122ZM25 159V158H24ZM54 159V158H53ZM94 159V160H95ZM37 160V159H36ZM72 160V159H71ZM80 160V159H79ZM126 160H129V159H126ZM21 161V160H20ZM43 161V160H42ZM65 161V160H64ZM88 160H86L87 162ZM130 161V160H129ZM141 161V160H140ZM138 162V163H142V162ZM237 161V160H236ZM31 162V161H30ZM58 162V161H56ZM69 162V160H68ZM73 162V161H72ZM81 162V161H80ZM144 162V161H143ZM32 163V162H31ZM67 163V162H66ZM70 163V162H69ZM137 163V162H136ZM135 162H132L131 161V166L133 165L134 167L138 168L137 170L139 172H143L144 170L142 168H145L146 166L148 167L149 164L147 165H144L143 164H136ZM224 163V162H223ZM238 163V162H237ZM61 164V163H60ZM74 164V162H73ZM92 164V163H91ZM102 164V163H101ZM116 164V163H115ZM67 165V164H66ZM93 165V164H92ZM91 165V167H92ZM229 165V164H228ZM239 165V164H237ZM13 166V165H12ZM58 167V166H56ZM74 167V166H73ZM72 167V168H73ZM118 167V166H117ZM25 168V167H23ZM22 168V169H23ZM62 168V167H61ZM68 168V167H67ZM77 168V166H76ZM93 168V167H92ZM233 168V167H232ZM30 169V167L28 168ZM54 169V168H52ZM78 169V168H77ZM115 169V168H114ZM124 170V169H127L126 167H122V168H118L117 170ZM224 169V168H223ZM12 170L11 168H8L7 170L5 169L3 173H0L1 176H5L4 177V181L10 183V184H13V185H20V187L18 189H14L15 186H12L13 189L11 188H8L7 184L5 187V184L4 186L2 187V189H0L2 192H6V191H11L12 194H2L0 196V207L2 204L5 205V207H7L6 209L7 210H4V212H12L14 214L16 213H20L19 211L20 210H42L43 208H41V206H48L47 208H60V209H67L68 207H73L76 211L75 213V216H74V219L76 218H79L80 216L77 214L78 213V209H77V205L80 204V196L76 197V193H81V192H84V193H88V191L86 192V184L85 183H88L90 182L89 179H85L84 181H81V183H79V186H77V188L73 187V188H70L68 190H61L60 189V186L58 187L60 190H54L55 193H53V188L54 186H52V183H51V187H48V188H44V187H47V186H44L43 183L42 184H39V188L38 190H45V191H49V193H53L55 198L54 197H50V196H47V195H41L39 194L41 197H44V196H47L48 198V203L49 204H37V203H34V202H31L32 204H28L30 202H27L26 199L31 200L33 201V199L31 197H33L34 195L38 194L37 192H34L32 193V191H30L29 189H27L25 186H24V183L23 182H27L28 181V178H26L24 181L21 179V180H18L16 181L15 178L13 179L14 182L12 183V176L9 174V171ZM73 170V169H71ZM109 170V169H108ZM146 170V169H145ZM229 170V169H228ZM8 171V172H7ZM43 171V170H42ZM41 171V172H42ZM67 171V170H66ZM69 171V170H68ZM67 171V172H68ZM92 171V170H91ZM94 171V169H93ZM202 171V170H201ZM227 171V170H226ZM12 173V171H10ZM19 172V171H18ZM32 172V171H31ZM35 172V171H34ZM109 172V171H108ZM106 172L105 170V173H108ZM118 172L120 171H114L112 174L114 178L113 180V183H118L119 180H120V174H118ZM36 173V172H35ZM48 173V172H47ZM58 173V172H57ZM69 173V172H68ZM94 173V172H93ZM104 173V172H103ZM237 173L242 177V179L239 181L240 184H238V176H237ZM219 174H222L221 172H219ZM25 175V174H24ZM31 175V174H30ZM34 175V174H33ZM43 175V174H42ZM66 175V174H64ZM104 175V174H103ZM120 175V176H119ZM45 176H47V174H45ZM59 176V175H58ZM68 176V175H67ZM66 176V178H67ZM62 177V176H61ZM60 177V178H61ZM65 177V176H64ZM2 178V177H0ZM11 178V179H10ZM22 178V177H21ZM44 178V177H42ZM50 178V177H49ZM53 178V177H51ZM71 178V177H70ZM207 178V177H206ZM65 179V178H64ZM92 179V178H91ZM204 179V178H203ZM32 179H30L31 181ZM66 180V179H65ZM60 181V180H59ZM58 181V182H59ZM69 181V180H68ZM71 181V179H70ZM73 181V180H72ZM93 181V180H92ZM132 181V180H131ZM134 181V180H133ZM62 182V181H61ZM66 182V181H65ZM123 182V181H122ZM137 182V181H136ZM212 182V183H211ZM3 183V182H2ZM64 183V182H63ZM233 183V186L235 188V196H233L230 191L228 190L231 185ZM92 184V182H91ZM98 184V183H97ZM96 184V185H97ZM155 184V183H154ZM118 185V184H117ZM136 185V184H135ZM156 185V184H155ZM210 185L213 186V188H210ZM185 186V185H184ZM146 187V186H145ZM254 187V191L250 188H253ZM256 187V188H255ZM115 188V187H114ZM177 188V189H176ZM197 188L198 189H203V193H204V196L203 194L201 195H196L194 196V190ZM96 189H98V187L96 186V188H93L92 191L90 192L91 194L93 193L95 195L96 192H94ZM171 189H175V190H171ZM36 190V189H35ZM147 190V193H146V196L149 194V190L148 188H146ZM178 190V191H177ZM251 190L253 192H251ZM117 191V190H116ZM67 192V194L70 196V198L67 197L66 199V195L67 194H62ZM76 192V193H75ZM176 192V193H174ZM99 193V192H98ZM113 193V192H111ZM110 193V194H111ZM136 193V192H135ZM257 193V191H256ZM260 194V192H258ZM92 194V196H93ZM102 194V193H101ZM115 194V193H114ZM247 194V195H246ZM262 194V193H261ZM61 195V196H60ZM65 195V196H64ZM102 195H109L108 192L107 194H102ZM27 198H26V197ZM256 196V195H255ZM60 198H64V200H60ZM91 198L88 197L87 199ZM258 198V197H257ZM45 199V198H44ZM225 199V200H224ZM252 199V198H251ZM59 200V201H58ZM26 201V202H25ZM44 201V200H43ZM141 202L145 203L147 202V198L145 199L144 197L141 196V199H140ZM162 201V202H160ZM16 202H19V203H25L23 204V208L20 209V204H18L19 206L17 205H14ZM58 205L60 204V206L62 207H59L57 206L55 203ZM55 205H54V204ZM17 204V203H16ZM21 206V207H22ZM45 206V207H46ZM161 207V206H160ZM51 210V209H50ZM71 210V208H70ZM163 211V210H162ZM174 211V210H172ZM67 212V211H66ZM72 212H73V209H72ZM202 213V216L198 217V214L197 213ZM3 213V212H2ZM74 213V212H73ZM257 213V214H256ZM169 214V213H167ZM18 215V214H16ZM20 215V214H19ZM200 215V214H199ZM22 216V215H21ZM196 216V217H195ZM261 216V217H260ZM185 217V216H184ZM187 218V217H186ZM81 219V218H80ZM184 219V218H183ZM181 220V218H180ZM12 221V220H11ZM75 221V220H74ZM83 221V220H82ZM202 221V220H201ZM30 222V221H29ZM182 223V222H181ZM29 224V223H28ZM40 224V223H38ZM82 224V223H81ZM86 228H89V226H92V224H90L88 221H85L83 223ZM81 226V225H80ZM14 227V228H13ZM93 227V226H92ZM40 228V227H39ZM44 228V227H42ZM46 228V227H45ZM44 228V229H45ZM94 229V228H93ZM168 229V228H167ZM0 250H3V253L4 255H10L11 257H13L14 261H19L20 259L18 254H22V253H25V254H28V255H31L33 257H35L36 261L37 262H30L31 264H70L69 262H66L65 261V256L63 254L64 250H63V244H58V243H55V244H52L51 242L47 241L45 238H41L40 236L42 235H37L35 232H33L30 227L25 224L24 222L22 223H16L9 226V229H0ZM179 230V229H178ZM43 231V230H42ZM164 231V230H163ZM162 231V232H163ZM98 232V230H97ZM167 232V231H166ZM181 232V231H180ZM45 233V232H44ZM47 233V232H46ZM93 233V232H92ZM99 234V232H98ZM164 234V233H163ZM162 234V235H163ZM46 235V234H45ZM94 235V234H93ZM159 235V234H158ZM164 236V235H163ZM178 236V235H177ZM45 237V236H44ZM99 237V236H98ZM183 237V236H182ZM188 237V236H187ZM165 238V237H164ZM181 238V237H180ZM50 239V238H49ZM166 239V238H165ZM174 239V238H173ZM184 239V237H183ZM191 239V238H190ZM97 240V239H96ZM182 240V239H181ZM187 241V240H185ZM213 241V242H212ZM230 241H232L234 244L236 245H244V244H248L247 242L245 243V241H249V249L247 250H244V249H238L237 246H235L234 244H230ZM197 242V241H196ZM215 243V244H219L221 245L222 247H232V250H230L231 248H218L217 246H212V245H209V243ZM158 243V242H157ZM203 243V244H202ZM167 244L168 246H173V242L169 240V237L167 238ZM189 244V243H188ZM199 244V243H198ZM208 244V245H207ZM213 244V245H215ZM247 245V246H248ZM176 246V245H175ZM194 246V244H193ZM65 248V247H64ZM96 249V255L98 257H103V253H102V247H101V240L99 239L98 240V244H97V247H95ZM178 248V247H177ZM174 250V248H172ZM179 249V248H178ZM171 250V249H170ZM67 254V253H66ZM165 255V254H163ZM3 256L2 253H0V257ZM71 256V255H70ZM259 258V259H257ZM22 259V258H21ZM29 259V258H28ZM64 259V261H62ZM70 260V259H69ZM104 260V259H103ZM107 260V259H105ZM31 261V260H30ZM72 262V260H71ZM177 262V263H178ZM19 263V262H18ZM105 263V262H104ZM106 264H113L110 260H107L106 261ZM175 264V263H174Z\"/></svg>", "mask_w": 264, "mask_h": 264}, {"label": "water", "instance_id": "obj_3", "mask_svg": "<svg viewBox=\"0 0 264 264\" xmlns=\"http://www.w3.org/2000/svg\"><path fill=\"white\" fill-rule=\"evenodd\" d=\"M238 3H240L239 1H237ZM146 4V3H144ZM143 4V5H144ZM241 4V3H240ZM242 5V4H241ZM146 6V5H144ZM250 6V5H248ZM244 8H248L245 5H243ZM163 12H165L168 15H171L170 13L166 12L164 9H159ZM237 12H222L219 15L221 17H226V16H230L232 14H235ZM134 23L138 26H140L139 31L144 30L148 33L153 34V36H151L152 38H150V44L147 47H156L158 49V53L154 55V57L151 60H147V63L141 68L143 69V73L139 76H136V83L132 84L128 89L126 90H120V91H116V90H110L109 88H107L105 85L101 86L100 82H95L93 80V77H91L88 81L86 82H73L72 85L74 87V91L73 94L68 97V102L72 104V96L73 95H78L79 93H82L84 91H88L91 90L92 92L98 94V97H106L109 98L113 101H115L117 103L116 109H115V115L114 116H109L108 118L105 117L104 119V124L105 126H94V124H90L87 125L88 127H85L84 129L81 130H77L76 127L75 128H67L64 125V121L67 117V114L69 113L68 111H70L71 106H64L62 105L61 108L58 110L59 116L58 118L55 119V123L54 126L52 128H45L46 124L49 120V116L53 113V116H55V114L57 115V113L55 112L57 110V108L54 110L52 109L51 112H49L48 116L42 118V120H39L38 125H34L31 126L27 129H14V128H10L9 125H11V123H13L14 121L9 122L8 124H0L1 125V130L4 131V135H1V140L0 141H5L6 139H10L12 140V143L15 141V143H10V145H8L7 147H5V149L2 151V153L0 154V168L3 166H7L10 165L12 163H19L20 161H18V159L23 160L24 158H26L28 156V154H22L20 157H13L12 153L15 149H19L25 152V149H29L28 144L29 142H35L37 143V149L36 151L40 150L42 148V146L44 145V143L47 142L49 137H53L54 141L56 142L57 140H60L61 143L65 142V141H70V139L74 138V139H80L84 136H87L88 134L91 135L90 136V140L87 141L86 143V148L87 151L86 152H81L80 153H75V152H64L65 156L67 157H79L80 159L84 158L85 156H87L88 152L90 151V146H92L95 141H97L98 139L104 137L108 132L113 131L115 129H112V123L115 120L120 119L123 115L124 112L127 111L128 109H141V110H149V109H155L154 111H152L151 113H138L137 115H135V117H130L131 119H147L146 121H150V120H154V119H158L160 117H163V115H167V114H173L174 111L176 110H183L187 111V110H191L196 118L199 120H202L199 122H205V123H209L211 119L213 120H219V121H223L225 123H229L231 125L237 126V127H241V126H245L247 125L250 121H252V119H254V117L256 116V114L258 113V110L260 109V107L264 104V90L261 94H259L257 97L253 98L254 101H256L252 107V109L250 110V113H248L246 118H242L241 120H234L229 116H225L219 113H215V114H208L206 113V105L204 103L200 102V97H198V99L196 101H192V100H185V99H177L175 98V96L180 95V93L184 90L181 88L184 86V84H186V82L188 81V79L190 77H194L196 76L198 73H200V71H203L205 69H208L211 71V73L213 74H219L221 72H223L225 69L227 68H231L233 66H237L240 63H251L252 64V69H250L252 72L256 71L258 72H264V64L261 62L256 61L253 57L249 56V55H245V51L246 49L244 48L243 44H234L236 39L233 38H228L226 41L230 42V46L229 47H217L214 50L211 49H205V48H201L193 43H191L192 41H173L171 40L169 37L171 35H180V34H185L186 32L180 31V32H167L164 33L160 30H157L153 27L150 26H143L141 23H139L138 20H133ZM205 26H203L204 28ZM100 33V32H99ZM104 34V33H101ZM248 35V34H247ZM201 34L198 35H194V37L192 38V40H196V39H201ZM75 44V43H74ZM73 45V44H72ZM71 45V47H73ZM163 45V46H160ZM76 46V45H75ZM160 46V47H159ZM175 49H179L181 51H191V50H196L199 51V54H202V57L199 59V61L193 65L191 72L189 73L188 76L183 77L178 84L173 85L172 87H170L169 89L165 90V91H158L154 86L152 87L156 81H154V78L148 79V75L150 74L151 70L153 69L154 66H157L158 64H160V59L170 53L171 51L175 50ZM147 51V50H146ZM219 54H225L223 56H229L231 57V60L227 63H222L221 57H217ZM56 55H59L56 54ZM241 56H245V58H242ZM25 58L14 61L16 63H21L22 69L23 71L26 69H33L35 71L38 70H43V64L47 61H50V59L52 57H54V55L50 56L49 59H47V55H44L43 57L46 58V60H41L40 56L37 57H27L24 56ZM215 58H219V60L215 59ZM117 61L119 58H116ZM88 61V60H87ZM106 69V68H104ZM120 72H124V71H120ZM60 73H63V71H61ZM126 73V72H124ZM122 73L120 74L119 72H117V74H120L122 76H125V74ZM127 74V73H126ZM256 74H260L256 73ZM66 77V76H65ZM157 77V76H156ZM245 78H242L241 80L236 79L235 77H221V81L224 83V85H230V84H240L243 85L244 83H242V81ZM63 80L67 81V77L66 79L63 78ZM142 83H146V85L144 87H142V89L135 91V85L136 84H142ZM245 85V84H244ZM135 87V88H134ZM102 93L104 94V96L102 95ZM203 104V105H200ZM168 105L169 108L162 111L160 110L161 107ZM205 105V106H204ZM211 111V110H210ZM217 111V110H215ZM12 114L14 113V111H12V109H8V110H4L1 109L0 110V119L1 117H3L6 114ZM55 113V114H54ZM173 117H178L177 116H173ZM1 121V120H0ZM102 122V123H103ZM101 123V125H102ZM16 125V124H15ZM38 126V129L35 130V128ZM93 126V127H92ZM145 127V126H143ZM111 133L108 135L110 136ZM9 140V141H10ZM19 141H24L27 144L25 145H21L19 144ZM5 144V143H4ZM17 159V160H16ZM77 161V160H76ZM78 163V161H77ZM14 165V164H12ZM14 176V175H12ZM9 188L12 189V186H15L13 184H8L7 185ZM6 186V187H7ZM20 187V185H16L14 189H18ZM37 192L41 195H47L50 197H54L53 193H49V191H45L43 189L41 190H32V193ZM4 193L0 190V195ZM59 201V200H58Z\"/></svg>", "mask_w": 264, "mask_h": 264}, {"label": "crops", "instance_id": "obj_4", "mask_svg": "<svg viewBox=\"0 0 264 264\" xmlns=\"http://www.w3.org/2000/svg\"><path fill=\"white\" fill-rule=\"evenodd\" d=\"M217 0H210V2H207V1H204L203 3L204 4H210V5H204L205 7H207V8H209V7H211L212 6V2H216ZM222 10H223V8H222ZM260 36V35H259ZM256 37V38H255ZM254 38L255 39H257V42H261V44H264V39H260V38H258V35L257 36H255ZM252 40H254V39H252ZM248 48L250 47V48H254L253 46L251 47V46H247ZM257 49V48H256ZM261 50V52L263 51L262 49H260ZM158 51V49H156V51L155 52H157ZM148 56V55H147ZM259 56H261L262 58H264V54H259ZM227 56H225L224 57V60L222 61V63H227V62H229L230 60H231V57H229L228 56V58H226ZM226 59V60H225ZM244 63H246V62H244ZM244 63H242V64H244ZM234 68V67H233ZM171 76H175L174 74H172ZM112 77H114V79L116 78L115 76H112ZM242 77H248V78H250L249 76H247V75H245V74H243L242 75ZM125 82H128L127 80L125 81ZM116 87H117V85H115ZM111 87H113V86H110V88ZM142 87H144V86H137L136 88L137 89H142ZM96 99H99L98 100V102H101L102 103V106L104 105V102L101 100V98H96ZM105 109H106V111H105V113H106V115H108L109 114V112H111V109H109V108H107V107H104ZM128 110H130V109H128ZM128 110L127 111H125V112H128ZM105 115V114H104ZM98 122H99V120H97ZM104 121V120H103ZM102 121V122H103ZM143 121H144V119H143ZM98 122H94V126H99V125H101V124H98ZM86 124V123H85ZM88 124H86V125H84V126H87ZM85 137H89L88 135L87 136H85ZM103 138L104 137H102V138H100V139H98L97 141H100V143L102 142V141H105V140H103ZM80 140H84V138L83 139H80ZM51 142V143H50ZM96 142V141H95ZM47 143H49L48 145H50V144H53L52 143V140H49V141H47ZM100 143H99V146L100 147H102V145H100ZM98 145H96L95 147L96 148H98L97 147ZM91 148V147H90ZM76 149H78V148H76ZM76 149H69L68 151H70V152H75L76 151ZM74 150V151H73Z\"/></svg>", "mask_w": 264, "mask_h": 264}]
</instances>
